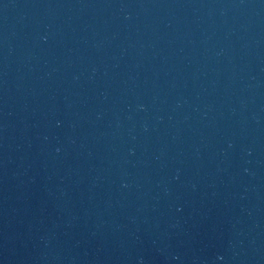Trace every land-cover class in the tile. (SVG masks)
<instances>
[{
	"label": "water",
	"instance_id": "obj_1",
	"mask_svg": "<svg viewBox=\"0 0 264 264\" xmlns=\"http://www.w3.org/2000/svg\"><path fill=\"white\" fill-rule=\"evenodd\" d=\"M0 264H264V0H0Z\"/></svg>",
	"mask_w": 264,
	"mask_h": 264
}]
</instances>
